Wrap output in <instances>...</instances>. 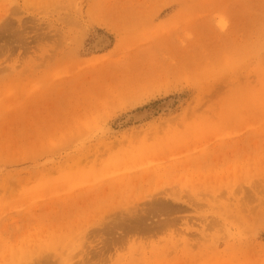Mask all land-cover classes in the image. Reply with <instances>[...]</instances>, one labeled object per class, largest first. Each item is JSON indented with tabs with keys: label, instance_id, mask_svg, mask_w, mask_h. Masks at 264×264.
<instances>
[{
	"label": "rangeland",
	"instance_id": "obj_1",
	"mask_svg": "<svg viewBox=\"0 0 264 264\" xmlns=\"http://www.w3.org/2000/svg\"><path fill=\"white\" fill-rule=\"evenodd\" d=\"M0 264H264V0H0Z\"/></svg>",
	"mask_w": 264,
	"mask_h": 264
}]
</instances>
